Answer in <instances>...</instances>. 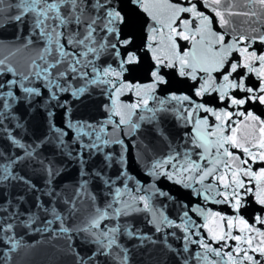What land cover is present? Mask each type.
Returning a JSON list of instances; mask_svg holds the SVG:
<instances>
[{
	"label": "snow or ice",
	"instance_id": "obj_1",
	"mask_svg": "<svg viewBox=\"0 0 264 264\" xmlns=\"http://www.w3.org/2000/svg\"><path fill=\"white\" fill-rule=\"evenodd\" d=\"M141 14L142 46L134 30ZM0 22L23 37L0 58V143L8 145L0 149V264H13L29 247L19 229L64 238L73 264H132L146 246L166 250L176 264H264V216L249 223L240 214L249 195L264 206V118L245 107L264 106V51L255 47L264 45V0H0ZM180 41L188 47L182 50ZM22 50L28 55L14 66L9 56ZM145 51L149 82L133 83L125 75L137 70ZM168 69L197 82L199 99L160 95ZM128 93L133 99L125 102ZM213 94L227 106L203 102ZM93 95L106 100L104 118L75 119L73 104ZM37 102L46 132L39 143H24L17 105ZM169 118L175 136L162 127ZM145 129L163 145L148 157L147 175L182 186L188 203L126 170V141L135 145ZM45 150L78 165L71 195L57 190L61 172ZM27 167L43 173V185L21 174ZM17 187L24 194L5 195ZM26 195L43 219L21 211ZM160 197L179 206L175 218ZM209 205H228L234 215ZM137 217L149 231L132 222Z\"/></svg>",
	"mask_w": 264,
	"mask_h": 264
},
{
	"label": "water",
	"instance_id": "obj_2",
	"mask_svg": "<svg viewBox=\"0 0 264 264\" xmlns=\"http://www.w3.org/2000/svg\"><path fill=\"white\" fill-rule=\"evenodd\" d=\"M143 16V14H141ZM236 20H242V17L234 18ZM147 20L146 16H143L142 20H137L135 22V31L139 39L137 40L138 45L142 46L144 40L147 37V33L144 31L146 27L144 21ZM0 25H3V22H0ZM246 28L247 25H244ZM217 30H220L217 27ZM23 37L17 38L16 28L12 25L0 26V58L5 55H9L10 52H15V48L21 45ZM181 49L188 47V42L180 41ZM258 53L264 51V45L257 43L255 45ZM28 52L22 50L14 56H9V59L14 66H19L23 63V60L27 57ZM233 58L238 59V54H233ZM19 62V63H18ZM152 64L151 56L148 52H144L142 55V64L137 66L135 72L129 71L126 73L125 78L132 81L133 83H148L150 77L148 76V66ZM243 70H241L242 72ZM169 84L165 87H162L158 90L160 95H167L168 93L175 92L177 94H188L193 96V99L196 98L193 95V88L197 82H193L187 78H181L177 75L175 70L168 69L165 70ZM248 83L255 87L258 84V81L254 77H249ZM70 99V98H69ZM125 102H130L133 97L130 93L121 97ZM106 102L104 97L93 95L90 99H84L82 102H75L73 104L72 113L75 119L81 120H100L104 118V112L101 108V104ZM203 102L208 103L210 106L217 108H224L227 106V102H219L213 94L212 96H205ZM18 113L17 115L21 118V123L26 125V131L18 130L19 135L18 139H21L24 143H39V138L43 137L46 132V127L43 118L42 105L37 102L33 107H29L27 104L17 105ZM245 107H251L258 115L264 118V106L261 105H247ZM231 110V109H230ZM16 121H13L12 124H15ZM11 127V125H10ZM162 127L167 129L173 136L177 132L175 122L169 118L167 121L162 123ZM178 139V137H177ZM128 143V151L125 153L127 157L126 170L128 173L136 179L140 180L142 184L147 187L152 186V182L156 180L157 186L164 192L171 194L175 200H178L180 203H188L189 199L186 195V190L180 185H174L172 182L168 181L164 177H160L158 180L155 177H150L147 175V169L145 168V163L148 161V157L163 151V145L160 140L155 137L151 129L143 130L142 134L135 138V145L131 142ZM8 145L0 143V149H7ZM15 151V149H13ZM43 156H46L47 159L52 160L58 171L61 172V175L58 177V191L65 193L66 195H71L74 186L77 184L80 179L78 174V165L75 161H69L64 159L59 154H53L51 150H45L42 152ZM96 161L93 160L90 164H95ZM261 165H256L259 167ZM102 167V165H100ZM21 174L27 173L31 177L34 183L38 185H43V173L37 168L33 172V167L22 168L19 170ZM112 172H115V168L111 169ZM46 190V189H42ZM15 191L17 194H24L22 187H17L15 189H9L5 195H10L11 192ZM181 193H185L181 195ZM97 195L99 191L97 190ZM33 197L31 195H26L24 204L21 206V211L25 209L35 211L43 219V213L39 210L33 208L32 205ZM159 201H163L166 205V214L170 218H175L180 208L174 202V200L169 199L165 200L164 197H160ZM158 201V202H159ZM215 211H219L225 215H234L233 210L228 205H209ZM88 210V205L84 206L82 211L86 212ZM241 215L245 217L252 223L256 215L264 216V206L257 204L254 198L249 195L246 199V206L241 210ZM138 227L144 229V231H149V227L145 225L142 218L137 217L132 221ZM179 222V221H178ZM37 226H40L37 224ZM19 235L23 238V242L26 245H29L28 248L22 249L15 257L13 264H73L72 254L67 250V242L64 238H52L50 234H40L39 232H27L25 230L19 229ZM173 244V247H177L178 243L175 241H170ZM77 247H80V250L83 252L84 249L81 247V242L79 240L75 241ZM129 246H131L129 244ZM132 264H176L175 258L169 255L166 250L155 246H146L145 249H137L136 255L133 257Z\"/></svg>",
	"mask_w": 264,
	"mask_h": 264
}]
</instances>
